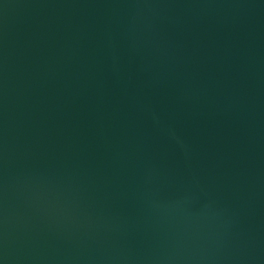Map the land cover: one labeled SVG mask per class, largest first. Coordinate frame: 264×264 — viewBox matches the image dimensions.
<instances>
[{"label": "water", "instance_id": "1", "mask_svg": "<svg viewBox=\"0 0 264 264\" xmlns=\"http://www.w3.org/2000/svg\"><path fill=\"white\" fill-rule=\"evenodd\" d=\"M0 264H264V0H0Z\"/></svg>", "mask_w": 264, "mask_h": 264}]
</instances>
